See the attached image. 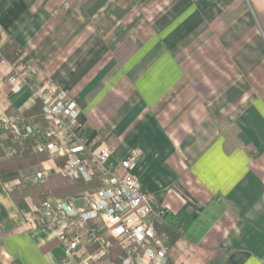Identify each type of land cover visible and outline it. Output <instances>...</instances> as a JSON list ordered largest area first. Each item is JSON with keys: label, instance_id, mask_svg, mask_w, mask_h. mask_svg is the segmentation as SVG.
<instances>
[{"label": "crops", "instance_id": "crops-1", "mask_svg": "<svg viewBox=\"0 0 264 264\" xmlns=\"http://www.w3.org/2000/svg\"><path fill=\"white\" fill-rule=\"evenodd\" d=\"M15 44L28 63L2 57ZM15 73L66 88L114 161L139 149L156 208L198 216L223 200L200 238L162 235L171 264L221 251L223 264H264V0H0V118L37 102L13 92ZM12 190L0 180V264H70L40 216L30 225L39 205Z\"/></svg>", "mask_w": 264, "mask_h": 264}, {"label": "built area", "instance_id": "built-area-1", "mask_svg": "<svg viewBox=\"0 0 264 264\" xmlns=\"http://www.w3.org/2000/svg\"><path fill=\"white\" fill-rule=\"evenodd\" d=\"M32 76L15 73L11 78L13 92L30 89L35 101L42 103L44 124L22 115L0 118V131L8 132L17 143L34 139L33 151L47 153L48 162L64 158L65 164L43 166L24 182L39 183L52 171L71 180L90 182L100 180L93 192L77 194L68 199L52 198L26 211L30 225L40 216L55 237L65 246V262L70 264H99L110 253L116 240L127 251L122 264H171L170 246L156 230L163 212L155 207L144 189L137 169L142 158L139 149L129 151L126 158L114 161V148L97 139L80 135L81 112L66 88L50 81L36 85ZM16 154L6 150V157ZM21 181L6 183L14 189ZM92 223V226L90 225ZM102 230L104 234H99ZM94 251L87 253L86 244Z\"/></svg>", "mask_w": 264, "mask_h": 264}, {"label": "trees", "instance_id": "trees-1", "mask_svg": "<svg viewBox=\"0 0 264 264\" xmlns=\"http://www.w3.org/2000/svg\"><path fill=\"white\" fill-rule=\"evenodd\" d=\"M2 57L11 64L28 63L29 56H24L23 50L18 45L8 48ZM26 119L36 118L44 124V114L42 103L37 101L35 105L30 107L24 114ZM80 135L89 137L90 140L96 137L97 132L88 124L85 116H80ZM0 131V180L4 183L16 180L28 169L34 168L39 164L49 161L50 156L47 153H36L33 151L34 139H27L23 143H17L13 140L12 135L8 132ZM6 150H15L16 154L12 157H6ZM64 158L54 159L57 166L65 164ZM46 183L38 185H29L21 189L17 188L10 192L15 203L23 208L26 206V199L31 198L37 205H41L48 197H67L80 193L87 188L100 183L96 177L90 182L83 180H71L54 171L49 175ZM101 185V184H99ZM226 209V204L221 199L215 200L207 205L198 216H195L189 209H184L177 214L162 210L163 216L161 221L156 223V230L160 235L168 238L169 243H175L179 238H191L192 232L196 233L199 238L203 236L212 227L214 222L221 216ZM92 226V223H90ZM102 230L99 234H104ZM112 241V248L105 260L113 264H122L126 257L125 251L119 247L116 240L108 236ZM226 252L218 253L209 264H223L226 258Z\"/></svg>", "mask_w": 264, "mask_h": 264}, {"label": "rangeland", "instance_id": "rangeland-1", "mask_svg": "<svg viewBox=\"0 0 264 264\" xmlns=\"http://www.w3.org/2000/svg\"><path fill=\"white\" fill-rule=\"evenodd\" d=\"M28 171H30V175H33L34 174V172H35V170H34V168H31V169H29ZM26 172L27 171H25V173H23L22 175H21V177H19V178H17L16 180H19V181H21V184L20 185H17V186H15L14 188L15 189H17V188H19V189H21V188H23V187H25V186H28V184L29 185H38V184H44V183H46L47 181H48V179H49V177L50 176H48L44 181H41V182H39V183H33V182H24V180L22 179V177L23 176H26ZM56 173V172H55ZM59 174V173H58ZM61 175V174H60ZM12 181H14V180H12ZM8 182H11V181H8ZM7 183V182H6ZM100 183H98V186L97 185H95V186H92L91 188L89 187V188H87L86 190H83V191H81L80 193H78V194H84L85 192H93L94 190H96V189H98L99 187H100V185H99ZM75 195H77V194H75ZM75 195H72V196H67V197H54V196H50V197H48L46 200H48V199H52V198H60V199H68V198H70V197H73V196H75ZM45 200V201H46ZM43 203V202H42Z\"/></svg>", "mask_w": 264, "mask_h": 264}]
</instances>
